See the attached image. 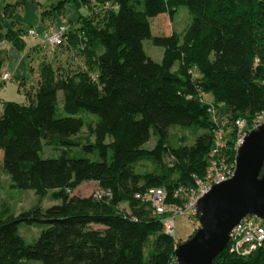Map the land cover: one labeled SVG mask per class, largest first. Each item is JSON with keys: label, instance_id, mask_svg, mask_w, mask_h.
Here are the masks:
<instances>
[{"label": "trees", "instance_id": "trees-1", "mask_svg": "<svg viewBox=\"0 0 264 264\" xmlns=\"http://www.w3.org/2000/svg\"><path fill=\"white\" fill-rule=\"evenodd\" d=\"M2 1L0 17L11 15ZM5 1V7L21 2ZM71 2L90 8L80 11L78 24L67 22L64 41L42 60L27 101L8 100L0 111V187L8 172L12 185L41 196L51 191L61 201L18 213L0 202V264H177L179 242L142 194L160 186L167 200L179 201L176 189L194 187L206 172L221 128V152L236 158L237 119H246L248 129L264 110V0H59L44 13L54 19ZM181 4L194 13L188 28L153 35L151 17H172ZM27 32L12 27L0 36L24 49ZM149 37L165 47L161 61L145 51ZM173 125L191 128L194 141L169 143ZM152 130L158 141L146 148ZM46 145L63 149L45 157ZM79 145L101 159L72 155L69 149ZM145 160L154 167L140 169ZM86 180L96 190L76 193ZM22 222L48 226L28 243ZM214 264H264V242L242 254L229 241Z\"/></svg>", "mask_w": 264, "mask_h": 264}, {"label": "rangeland", "instance_id": "rangeland-1", "mask_svg": "<svg viewBox=\"0 0 264 264\" xmlns=\"http://www.w3.org/2000/svg\"><path fill=\"white\" fill-rule=\"evenodd\" d=\"M15 1L16 0H6L5 2L14 3ZM20 1L21 2L18 6L13 4L6 7L4 6V0L1 2V9L4 11V8H6L11 15L3 13L4 15L0 17V33L7 32L8 29L12 27L15 29H28L30 26H34L41 31L43 28L50 27L55 23L59 24L65 19L67 22H72L76 25L78 24L77 19L80 11L87 13V9L90 8L88 6H83L79 10L77 6L71 2L66 5L64 11L57 13L53 19V17H49L47 13L45 14L44 11L47 8H51L53 3H58L59 0ZM193 14L194 13L187 4H181L176 8L172 17L169 16L168 12L159 13L158 15L151 17L150 20L153 35L169 33L173 29L182 34L191 24ZM143 43L145 51L148 55L157 61L162 60L165 51V47L163 45L156 44L152 37L144 39ZM54 53L55 50L50 48L46 42H43L37 48H34L28 52V49H19L12 43L11 40L5 36H0V61H2L1 70L7 68L10 69L11 73L14 74V78L3 81V84L0 88V111L3 110V105L8 100H17L20 102L27 101V92L33 87V83L37 81L36 79L38 78L39 68L42 60L44 58H53ZM22 77H26L24 85L19 84L18 79ZM204 96L206 100L213 99L212 92H206ZM59 103L60 105L63 104L62 91L59 92ZM59 114L61 113L59 112ZM62 114L64 115L66 112L62 111ZM79 114L86 116L89 115L96 120L98 119V115L90 111H81ZM253 127L255 126L249 125L250 129ZM169 132L170 134L168 137V142L172 144H176V142L180 141L183 142V137H187L185 140L187 143H192L196 137V133H194L191 128H184L180 125L171 126ZM81 133H88L86 125L83 127ZM157 141L158 135L154 132V130H152L150 139L145 142L143 146L146 148H153ZM62 149L63 146L56 147L46 145L42 151V154L45 157L58 156L62 152ZM69 152L75 156H89L93 159H101V156L97 150H87L83 145L73 146L71 149H69ZM165 161L170 162L171 158L166 156ZM153 167L154 164L150 160H145L139 164V168L142 170H149ZM97 186L98 184L96 182L86 180L82 182V184L77 189H75V192L79 193L80 195H90L96 190ZM1 201L7 203V205H9L14 212L18 213L21 210L29 209L37 204L49 206L51 204L60 202L61 199H53L51 191L47 195L41 196L37 194L33 188L16 187L12 185V180L9 173L4 172L0 187V202ZM190 212L191 211L188 210L185 213L176 215L175 217L174 236L177 242L187 240L200 226L199 218L193 217ZM253 218L254 220L259 219L260 221L264 222L263 218H258L255 215H253ZM94 225L100 226L99 224ZM47 226V223L28 224L22 222L19 225V231L25 237L28 243H33L39 237L42 230ZM153 238L154 237L152 236L151 241ZM151 241L147 245V252L151 248Z\"/></svg>", "mask_w": 264, "mask_h": 264}, {"label": "water", "instance_id": "water-1", "mask_svg": "<svg viewBox=\"0 0 264 264\" xmlns=\"http://www.w3.org/2000/svg\"><path fill=\"white\" fill-rule=\"evenodd\" d=\"M200 226L179 242L177 264H214L227 247L234 226L247 214L264 218V121L245 136L233 176L199 198Z\"/></svg>", "mask_w": 264, "mask_h": 264}, {"label": "built area", "instance_id": "built-area-1", "mask_svg": "<svg viewBox=\"0 0 264 264\" xmlns=\"http://www.w3.org/2000/svg\"><path fill=\"white\" fill-rule=\"evenodd\" d=\"M67 29L68 24L65 19L63 22L47 27L43 31L31 26L28 28V34L40 38L50 48L55 49L64 41ZM2 78L7 81L14 78V75L10 71H4ZM263 121L264 110L258 115L255 127ZM236 122L238 133L235 146L238 150L249 130L245 127L246 119L238 118ZM224 142V130L221 128L216 133V144L210 152V160L206 172L203 175L196 176V185L194 187L185 189L179 187L176 189L175 195L181 198L179 201L167 200V191L165 187L160 186L151 187L142 194L144 198L152 202L155 212L162 216L165 230L170 234H175L176 215L190 210V214L193 217H197L199 198L208 192L214 184L227 180L235 173L236 158L234 160L229 159L221 152ZM229 241H231L233 250L240 251L242 254H249L264 242V222L259 219L254 220L253 214L245 215L232 229Z\"/></svg>", "mask_w": 264, "mask_h": 264}, {"label": "crops", "instance_id": "crops-1", "mask_svg": "<svg viewBox=\"0 0 264 264\" xmlns=\"http://www.w3.org/2000/svg\"><path fill=\"white\" fill-rule=\"evenodd\" d=\"M45 28H47V27H45ZM45 28H43V30H44ZM43 30H41V31H43ZM22 36L24 37V40H25V43H26V46H25L24 49H28V52H29L30 50L34 49V48H37L40 44L43 43V42L41 43L40 38H38V37H34V36L28 34V32L22 34ZM16 47H17V46H16ZM17 48H18V47H17ZM24 49H23V50H24ZM58 49H59V46H57V47L55 48V52L58 51ZM1 71H2V72H4V71H10V69L5 68V69H3V70H1ZM10 72H11V71H10ZM12 74H13V73H12ZM13 75H14V74H13ZM18 80L20 81V79H18Z\"/></svg>", "mask_w": 264, "mask_h": 264}]
</instances>
